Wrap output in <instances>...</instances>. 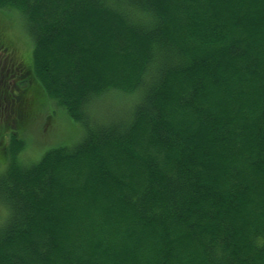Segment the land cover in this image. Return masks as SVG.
<instances>
[{"label": "trees", "instance_id": "obj_1", "mask_svg": "<svg viewBox=\"0 0 264 264\" xmlns=\"http://www.w3.org/2000/svg\"><path fill=\"white\" fill-rule=\"evenodd\" d=\"M0 11L33 42L25 65L0 41V264H264V0ZM43 103L82 135L26 165Z\"/></svg>", "mask_w": 264, "mask_h": 264}, {"label": "rangeland", "instance_id": "obj_2", "mask_svg": "<svg viewBox=\"0 0 264 264\" xmlns=\"http://www.w3.org/2000/svg\"><path fill=\"white\" fill-rule=\"evenodd\" d=\"M0 41L7 45L15 60L18 62L30 64L32 61L33 42L25 27L23 18L16 12L0 11ZM29 68V67H28ZM103 105H109L103 111H111L110 107L117 109L128 105L132 101L130 97L121 95H112ZM3 113L4 108H0ZM54 116L50 113V105L43 103L39 105L27 125L24 126L23 139L25 147L20 154L21 161L24 164H34L48 151L66 145L76 143L82 135V127L76 122L71 121L61 109L54 111ZM5 113L0 114L1 118ZM8 138V133L6 135ZM7 209L0 206V219H4Z\"/></svg>", "mask_w": 264, "mask_h": 264}, {"label": "flooded vegetation", "instance_id": "obj_3", "mask_svg": "<svg viewBox=\"0 0 264 264\" xmlns=\"http://www.w3.org/2000/svg\"><path fill=\"white\" fill-rule=\"evenodd\" d=\"M7 103H8V101H7Z\"/></svg>", "mask_w": 264, "mask_h": 264}]
</instances>
